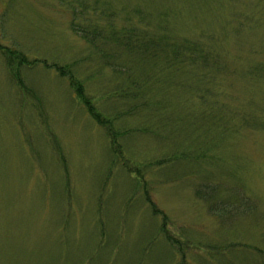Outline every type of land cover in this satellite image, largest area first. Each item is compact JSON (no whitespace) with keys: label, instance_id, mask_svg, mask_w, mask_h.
<instances>
[{"label":"rangeland","instance_id":"rangeland-1","mask_svg":"<svg viewBox=\"0 0 264 264\" xmlns=\"http://www.w3.org/2000/svg\"><path fill=\"white\" fill-rule=\"evenodd\" d=\"M0 264H264V0H0Z\"/></svg>","mask_w":264,"mask_h":264},{"label":"trees","instance_id":"trees-1","mask_svg":"<svg viewBox=\"0 0 264 264\" xmlns=\"http://www.w3.org/2000/svg\"><path fill=\"white\" fill-rule=\"evenodd\" d=\"M72 26L79 31H82L81 33L85 36L88 37L89 40H95L98 36L100 37H105L109 39L107 35H101L100 30H94L93 32L89 30V28L81 27L80 25H77L76 20L73 19L72 21ZM130 36L126 38L125 41L121 40V44L124 43V47L128 48L129 50L133 52H138V54H142L146 59L148 60H154V58L158 57V53H160V50H158L157 46L161 44V40L163 37H158V36H152L147 35L143 32L139 33H128ZM131 35L136 36L135 38L131 37ZM142 36V37H140ZM151 44H154L155 47L151 46ZM8 53H5L7 55L8 59L14 57H19L20 61L23 62H31V59H29L27 56L23 55V53L16 51L15 48H6ZM13 54H11V53ZM60 71L61 74L67 75L69 77L70 84L72 85L73 89L75 90L78 98L87 106L88 110L91 112V114L104 126L107 127V130L110 134V138L112 141V144H115L117 142V136L120 131L115 129L114 125L111 123L110 119H107L103 113L100 111L98 105L95 103L93 95L89 93L87 90L86 85L84 84L83 80L74 72L72 69L65 67L64 65H60L57 67ZM118 94L122 93L121 88H116L115 89Z\"/></svg>","mask_w":264,"mask_h":264}]
</instances>
